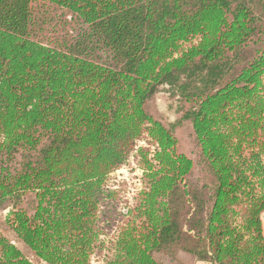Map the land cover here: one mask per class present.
<instances>
[{"label": "trees", "instance_id": "1", "mask_svg": "<svg viewBox=\"0 0 264 264\" xmlns=\"http://www.w3.org/2000/svg\"><path fill=\"white\" fill-rule=\"evenodd\" d=\"M263 215L264 0H0V264H264Z\"/></svg>", "mask_w": 264, "mask_h": 264}, {"label": "rangeland", "instance_id": "2", "mask_svg": "<svg viewBox=\"0 0 264 264\" xmlns=\"http://www.w3.org/2000/svg\"><path fill=\"white\" fill-rule=\"evenodd\" d=\"M155 108L160 119L168 123L174 121L176 102L171 100L163 89L155 96ZM140 176V170L131 162L128 167L112 174L110 178L116 186H123L125 198L131 202L132 196L141 188ZM93 264L99 263L94 260Z\"/></svg>", "mask_w": 264, "mask_h": 264}, {"label": "crops", "instance_id": "3", "mask_svg": "<svg viewBox=\"0 0 264 264\" xmlns=\"http://www.w3.org/2000/svg\"><path fill=\"white\" fill-rule=\"evenodd\" d=\"M263 228H264V215H263ZM197 264H207V263H197Z\"/></svg>", "mask_w": 264, "mask_h": 264}]
</instances>
